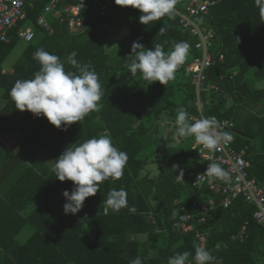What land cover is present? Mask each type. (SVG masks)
<instances>
[{"label": "trees", "instance_id": "1", "mask_svg": "<svg viewBox=\"0 0 264 264\" xmlns=\"http://www.w3.org/2000/svg\"><path fill=\"white\" fill-rule=\"evenodd\" d=\"M105 1H86L81 13L84 28L76 33L66 22L48 14L54 28L51 33L38 24L50 0H27L26 17L12 27L10 42L0 41V86L10 92L17 80L34 79L41 67L33 58L39 48L58 55L67 71L79 74L68 59L76 52L80 64L91 65L99 74L105 93L99 112H92L67 130L57 128L46 116L34 115L38 135L33 140L41 149L57 162L67 147L107 135L129 157L123 177L104 181L77 214H66L64 209L67 199L63 193L72 191L74 182L60 181L47 168L34 172L32 179L24 176V185L33 188L29 198L38 203L21 225L32 224L34 232L24 241L17 238L21 225L13 233L1 234L0 264H130L138 256L143 264H168L170 257L186 251L192 253L189 262L194 261L196 232H183L173 223L182 205L190 211L192 201L209 198L216 199L214 208L204 221L199 217L195 220V228L207 234V248L214 257L209 264H264V225L253 217L256 207L243 197L224 207L222 194L206 182L196 183L197 175L205 169L193 144L159 136L161 122H175L179 108H186L189 115L197 112L196 84L185 73L186 65L200 55L195 47L197 38L176 14L145 25L140 22L139 9L114 3L109 14L101 16L99 9ZM67 3L72 5L76 0ZM204 21L217 34L211 47L216 60L208 71V81L216 83L219 90L202 93L203 108L207 117L218 122L224 118L234 122L232 142L238 149L247 147L250 174L264 183V19L255 0H218ZM162 26L167 28L164 34L159 33ZM27 27L35 28V38L26 44L14 72L2 73L4 60ZM123 28H129V34L115 38L108 46L105 38ZM135 41L152 49L161 44L165 52L171 51L174 43L187 42L190 53L175 80L167 86L150 83L140 73L133 76L128 67L135 56L131 54ZM29 130L27 125L24 133L31 137ZM151 161L159 162L155 175L151 170L144 172ZM181 170L184 179L178 177ZM113 190L126 193L127 206L119 211L106 204ZM245 224L247 237L240 239L237 235ZM11 225L9 221L8 228ZM218 244L220 248H216Z\"/></svg>", "mask_w": 264, "mask_h": 264}, {"label": "clouds", "instance_id": "2", "mask_svg": "<svg viewBox=\"0 0 264 264\" xmlns=\"http://www.w3.org/2000/svg\"><path fill=\"white\" fill-rule=\"evenodd\" d=\"M179 0H115L118 6L133 7L142 13L140 22L149 25L160 21L165 16L174 18ZM259 14L264 19V0H255ZM167 31L166 26L159 30L160 34ZM239 38V37H238ZM240 41V38H239ZM190 53L187 42L174 43L171 51L165 52L163 45L155 44L154 49L146 48L139 41L132 45L131 54H135L128 65L135 76L142 74L144 80L150 83L160 82L167 86L175 80L179 68L186 62ZM73 52L68 58L78 69L79 74L67 71L65 64L58 55L39 48L33 58L40 64V69L34 74V79L17 80L10 95L15 107L21 111H30L36 116H46L57 128L67 130L72 124L81 122L92 112L102 108L104 91L99 74L89 64H80ZM177 135L194 137L195 141L210 151L218 150L222 140L231 139L227 132L218 131V121L215 117H204L190 122L186 108L177 110L175 121ZM126 152L114 146L107 135L93 137L74 147H67L57 158L53 171L60 181L74 182L72 191L65 190L67 199L64 205L66 214H77L84 207L87 198L95 196L100 191V185L109 179L123 177L128 162ZM179 165H175L178 168ZM209 177L223 181L230 180V173L219 163H211L206 171ZM184 179L181 170L178 175ZM199 177V176H198ZM198 179V178H197ZM106 204L119 211L127 206L126 193L123 190L111 191ZM135 212V208L130 209ZM195 247V264H209L214 260L211 252L203 245L193 242ZM190 252H177L169 258L168 264H189ZM130 264H143L138 256Z\"/></svg>", "mask_w": 264, "mask_h": 264}, {"label": "built area", "instance_id": "3", "mask_svg": "<svg viewBox=\"0 0 264 264\" xmlns=\"http://www.w3.org/2000/svg\"><path fill=\"white\" fill-rule=\"evenodd\" d=\"M68 0H50L45 6V13H52L62 22L68 23L72 32H79L84 27V19L81 15L82 9L87 0H76L70 5ZM218 0H179L176 6V15L180 23L187 28L190 33L197 38L195 47L200 51V55L195 57L186 65V76L196 84L198 99L196 101L197 112L190 114V122L207 117L203 108L201 95L205 91L219 90L216 83L208 81V71L214 64L216 56L211 47L217 42V34L213 27L206 25L204 16L209 14L210 7ZM27 0H0V41L9 42V30L20 20L26 17L25 6ZM115 0H106L99 9L101 16L109 14L110 7ZM39 24L50 27L45 16L39 19ZM129 34V29H124V35ZM27 42L33 40L35 33L32 28H27L21 33ZM122 38V37H120ZM220 60L224 55H220ZM218 131L227 132L234 127L231 119L224 118L219 122ZM193 148L197 150L200 158L204 161V172L197 175L196 183L206 182L211 190L217 194H222L221 203L224 207H230L234 200L243 197L248 203L253 204L256 210L254 219L264 225V183H260L257 178L251 176V160L247 157V147L236 148L231 139L222 140L218 150L210 151L198 144L194 138ZM219 163L222 168L230 173V180L221 181L214 177H209L206 173L209 164ZM199 176V177H198ZM216 204L215 198L192 201V210H187L185 205L181 206V213L173 223L174 228H180L183 232L195 231V242L203 245L207 250L206 232L196 229L195 220L199 217L200 222L204 221L206 215L211 212ZM236 237V236H234ZM238 238L247 237V225L245 224L237 235ZM216 248H220L218 244ZM212 254V250H209ZM220 261V260H218ZM195 263L191 260L189 264Z\"/></svg>", "mask_w": 264, "mask_h": 264}, {"label": "crops", "instance_id": "4", "mask_svg": "<svg viewBox=\"0 0 264 264\" xmlns=\"http://www.w3.org/2000/svg\"><path fill=\"white\" fill-rule=\"evenodd\" d=\"M47 15L45 13L42 16L47 19ZM49 24L50 27H44L53 33L54 28L50 22ZM27 28H32L36 35L35 28ZM21 40H24L22 36ZM2 66V73L4 74L10 75L14 72V63L10 66ZM27 125L30 126L29 133L31 137L28 133H24ZM37 125L38 119L34 114L16 108L10 90L7 87L0 86V235L3 233L10 234L17 230V227L22 224V219H26V215L38 203L37 199L29 198L33 188L30 185V188L24 185L22 181L24 176L26 178L31 176L32 179L34 172L40 173V170H45V168L53 170L56 164L55 158L41 149L38 143L33 140L34 135H38ZM9 221L12 222L10 228H8ZM21 226L17 238L24 241L25 238L32 235L34 227L30 223Z\"/></svg>", "mask_w": 264, "mask_h": 264}, {"label": "rangeland", "instance_id": "5", "mask_svg": "<svg viewBox=\"0 0 264 264\" xmlns=\"http://www.w3.org/2000/svg\"><path fill=\"white\" fill-rule=\"evenodd\" d=\"M124 29L120 31V33H115V34H109L106 38H105V42L106 44H108V46H112L115 42V38H120V37H124ZM27 42L25 40H20L17 45L14 47V49L10 52V54L6 57V59L4 60L3 65L4 66H10L11 64H15L21 57L23 54V51L25 49ZM262 87H264V85H261ZM230 133H232V130L229 131ZM162 140L164 139H168L171 140L172 142H181L184 140V144L187 146H190L193 144L194 141V137H180L177 135V127L175 122L170 121V119H164L161 122V131H160V135ZM151 170L152 174H157L159 172V162H150L145 171ZM152 201H155V198L152 197L151 198ZM144 237V236H143Z\"/></svg>", "mask_w": 264, "mask_h": 264}]
</instances>
